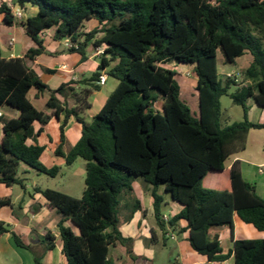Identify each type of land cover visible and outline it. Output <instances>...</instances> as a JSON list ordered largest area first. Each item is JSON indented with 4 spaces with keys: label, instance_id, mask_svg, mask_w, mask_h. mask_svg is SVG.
<instances>
[{
    "label": "trees",
    "instance_id": "trees-1",
    "mask_svg": "<svg viewBox=\"0 0 264 264\" xmlns=\"http://www.w3.org/2000/svg\"><path fill=\"white\" fill-rule=\"evenodd\" d=\"M13 1L24 10L28 5L38 8L23 23L39 46L27 57L44 51L39 35L54 28L55 39H68L73 45L69 51L80 53L83 59L89 43L95 49L105 47L101 70L108 69V76L118 81L102 110L87 120L85 113L93 92L99 90L100 72L91 77L89 87L77 88L72 83L51 90L25 59H5L0 50V110L19 112L17 118L0 117V184L24 186L18 177L21 163L51 177L60 172L59 167L49 168L41 161L46 148L36 138L51 116L33 105L32 89L37 96L50 92L47 106L53 116L65 113L61 148L68 121L75 118L82 125V137L71 151H56L68 166L78 158L85 161L82 197L36 188L63 216L59 229L67 264H114L109 257L113 246L132 250L133 240L118 228L119 198L140 177L153 187L155 218L164 238L167 224L176 229L185 220L187 228L179 233L189 230L191 247L210 263L234 259L235 264H264V239H239L233 249L225 251L218 238L209 236L214 227L233 228L235 215L264 232V198L243 177L240 161L226 168L230 155L246 150L249 132L264 129V121L249 120L247 106L253 98L264 107V0ZM0 14L8 24L16 19L3 1ZM92 20L99 28L86 33V24ZM98 33L103 36L96 38ZM219 52L224 65H235L244 56L251 58L245 70L250 83L230 94L243 108L244 119L226 127L221 123V98L236 82L221 78ZM171 63L193 66L197 77L193 90H181L178 72L168 67ZM58 95L64 97L65 106ZM160 99L163 113L156 109ZM35 123L41 126L38 132ZM29 140L35 143L29 145ZM161 187L183 205L168 223L161 214ZM5 206H12L10 199H0V209ZM67 220L78 232L64 225ZM6 233H11L18 246L31 248L0 221V237ZM46 239V249L53 250L54 236ZM35 262L40 264L36 256Z\"/></svg>",
    "mask_w": 264,
    "mask_h": 264
},
{
    "label": "crops",
    "instance_id": "crops-1",
    "mask_svg": "<svg viewBox=\"0 0 264 264\" xmlns=\"http://www.w3.org/2000/svg\"><path fill=\"white\" fill-rule=\"evenodd\" d=\"M37 12V7L28 5L25 8L24 18H16L11 24H8L4 15L0 14V50L2 51V56L5 59H25L27 65L40 76L51 90H55L62 85H71L72 83H77L75 86L77 88L89 87V80L96 72L105 74L107 76L106 81L99 85L98 91L93 92L90 98L91 107L85 113V118L91 120L102 110L109 95L117 87L118 81L110 83L111 77L108 76V69L101 70L103 55L96 53L92 43L87 46L86 55L83 59L80 53L69 51L70 47H68L65 40L55 39L54 28L45 30L39 35L44 51L34 58L27 57L31 50L37 49L39 46L28 35L23 23L29 17L36 15ZM97 28H99L98 22L92 20L86 24L84 31L87 33ZM102 36L103 33H98L96 38H101ZM104 56L106 58L109 57L108 54ZM169 68L176 69V67ZM49 97V91H45L38 96L37 93L34 94L35 100L44 101V110L39 109L31 101L37 109L51 116L47 125L43 127L42 132L36 138V142L46 148L41 161L49 168L59 167V174H62L64 168H75L72 171V178L85 177V164H79L80 158L71 166H68L65 158L58 156L56 153L59 148L65 154L71 151L82 137V125L75 118H71L68 121L65 127L66 141L61 148L60 127L64 122L65 113H61L60 118L53 116V110L47 106ZM57 97L65 106L64 97L59 95ZM68 102L73 105V100L70 97H68ZM247 106L249 107V118L250 114L260 107L253 98L248 99ZM1 112L9 118H17L19 116V112L13 109H1ZM40 128V124L35 123V131L38 132ZM1 129L2 125H0V135H2ZM34 143V140L28 141L29 145ZM46 158L48 159L45 160ZM236 161H240L243 177L254 184L257 193L264 198V195L258 192L257 180L254 178L255 171L253 169V167H256L262 173L264 161L253 163L236 156L230 164H226V168L230 169ZM31 170L33 168L21 163L18 177L23 180L24 186L14 185L7 187L0 184V199H10L12 203V206H5L0 209V221L10 225L11 231L20 237L23 244L31 247L30 249L20 247L14 242L11 233L4 234L0 237V264H36L35 256L40 264H67V260L62 253L63 243L59 229L63 216L58 212L56 218H52L54 211L57 210L52 209L47 200L36 191V188H46L41 187L36 182H33L32 185L28 184V181L31 180ZM210 184L211 181H208L207 186H210ZM69 188L71 187L69 186ZM84 190H81L82 195ZM163 196L164 202L161 205V214L163 220L164 217H167V220L164 221L168 223L169 219L181 212L183 205L173 201L169 194ZM163 206L165 211H163ZM16 208L19 209L18 212H16ZM129 212L131 213V218L124 219V223L119 227V230L124 237L133 240L132 250L129 251L121 244L113 246L110 249L109 257L114 264H214L210 263L206 256L199 254L191 247L189 230L179 233L180 229L187 228L185 220H181L176 229L170 228L167 224V234L164 238L163 231L159 228L155 218L154 205L149 209L143 207L140 200H132ZM148 219H151L150 222ZM64 225L71 227L75 231L77 230L70 220L65 221ZM49 234L55 238V248L53 250H47L46 246L42 245L43 239H46ZM209 236L211 239L218 238L222 248L228 251L233 249L234 241L236 240L264 239V232L259 231L252 224L243 222L239 216L235 215L233 228L229 226L214 227L210 230ZM168 239L175 242L174 247H168L166 242ZM25 252H32L34 254L33 259L28 257ZM227 264H235L234 259L228 260Z\"/></svg>",
    "mask_w": 264,
    "mask_h": 264
},
{
    "label": "rangeland",
    "instance_id": "rangeland-1",
    "mask_svg": "<svg viewBox=\"0 0 264 264\" xmlns=\"http://www.w3.org/2000/svg\"><path fill=\"white\" fill-rule=\"evenodd\" d=\"M88 24V23H87ZM223 54L219 52L218 55V65L220 70L221 78L226 79V73L230 71H237L240 73V82L233 85L229 94L225 95L221 98L222 104V118L221 123L223 127L229 126L234 122H240L244 119L243 108L233 102L230 97V94L234 93L237 89H241L242 87L248 85L250 82L245 77V70L250 64V56H244L238 59L237 64L235 65H224L223 64ZM168 67H176L177 70V80L180 84L182 91L193 90L196 86L197 77L194 74L193 66L184 65V64H174L171 63ZM110 83L117 82V80L113 77L110 78ZM111 86V85H110ZM109 86V87H110ZM37 93V90L32 89L29 95V98L32 102L36 104V106L44 110V101H37L34 99V94ZM163 104L164 101L162 99L156 104V109L163 113ZM250 121L252 122H262L264 120V107L256 108L250 114ZM238 156L241 159L248 160L249 162L257 163L264 161V129L261 130H251L248 134L247 139V148L245 151L239 152L237 154L230 155L226 161V164H230L233 159ZM46 158L45 160H47ZM79 164L84 163L83 159L79 160ZM47 162V161H46ZM75 168H64L62 174L57 175V177H51L46 174H42L37 172L36 170H31V180L28 181V184L32 185L33 182L38 183L41 187L51 190H56L60 192H67L66 194L75 196L76 198L82 197V191L85 189V177H77V179L72 178V171ZM255 171L254 178L257 180L258 192L264 195V168H262V173L258 168L253 167ZM75 179V181H73ZM69 186L71 188H69ZM133 189L131 191L125 190L121 194L119 198V208H118V228L124 223V219L131 218V213L129 212L131 208L132 200H140L143 207L151 209L153 206V199L151 192L153 190L152 185L145 182L143 178H135L132 181ZM159 193L167 196L168 194L165 192L164 188L161 187ZM19 209L16 208V212ZM163 211H165V207L163 206ZM58 211H54L52 218H56ZM151 219H148L150 222ZM78 232V230H76ZM151 241V239H150ZM168 247L172 248L175 245V242L168 239L167 241ZM48 240L43 239L42 245L47 246ZM27 253V252H25ZM28 257L33 259V253H27Z\"/></svg>",
    "mask_w": 264,
    "mask_h": 264
},
{
    "label": "built area",
    "instance_id": "built-area-1",
    "mask_svg": "<svg viewBox=\"0 0 264 264\" xmlns=\"http://www.w3.org/2000/svg\"><path fill=\"white\" fill-rule=\"evenodd\" d=\"M0 1H3V2L7 3V5L11 8L12 13H13L15 18H17V19H23L24 18L25 10L22 9L17 4H15L14 1H9V0H0ZM65 42L68 45V47H70V48L73 47V45L71 44V42L68 39H66ZM96 53L98 55H103L105 53V47H103V46L98 47L96 49ZM226 77H228L230 79H233L236 83L240 82V73L235 71V70L226 73ZM106 79H107V76L105 74H101L100 78H99V81L97 83L100 85L101 83L105 82ZM2 115L3 114H2V112L0 110V117ZM164 220H167V217H164ZM214 264H227V262L214 263Z\"/></svg>",
    "mask_w": 264,
    "mask_h": 264
}]
</instances>
